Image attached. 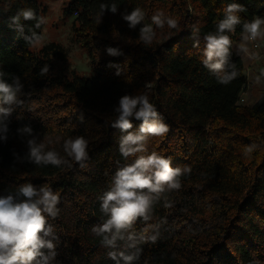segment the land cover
I'll list each match as a JSON object with an SVG mask.
<instances>
[{"label":"trees","instance_id":"1","mask_svg":"<svg viewBox=\"0 0 264 264\" xmlns=\"http://www.w3.org/2000/svg\"><path fill=\"white\" fill-rule=\"evenodd\" d=\"M232 2L247 9L238 13L241 24L235 32L226 33L234 45L242 39L243 22L264 18V0H67L73 38L86 50L93 72L88 77L54 72L52 60H65L63 47L51 42L34 50L23 35L35 22H23V35L12 24L11 17L23 8L41 16L37 0H0V69L8 82L12 76L21 78L25 101L10 117L7 141H0V195L23 183L46 184L60 195V214L49 221L59 236L53 264H115L107 255L112 249L91 229L106 219L99 198L117 167L134 159L124 160L119 153L124 133L111 127L113 109L121 96L145 92L170 131L148 137L146 151L138 155L156 152L170 157L173 167L187 166L191 172L180 178V189L165 192L154 203L151 219H137L132 226L138 237L157 236L154 243L138 245L142 251L134 264H264V86L252 104L239 101L247 77L233 46L231 61L238 75L229 84L218 83L202 63L203 38L216 31ZM102 3H115L118 12H106L97 24ZM136 7L145 12L143 23L150 24L162 10L178 21V28L153 25L156 38L145 45L139 39L141 25L130 29L121 16ZM108 46L120 48L123 55H107ZM46 64L49 72L41 75ZM110 64L119 67V76ZM132 122L135 130L140 121ZM25 125L36 135L84 136L89 141L87 166L80 168L63 153L72 167L23 160L27 138L17 129ZM252 144L259 147L245 155ZM118 245L124 250L123 242Z\"/></svg>","mask_w":264,"mask_h":264},{"label":"clouds","instance_id":"2","mask_svg":"<svg viewBox=\"0 0 264 264\" xmlns=\"http://www.w3.org/2000/svg\"><path fill=\"white\" fill-rule=\"evenodd\" d=\"M223 18L217 23L216 31L204 36L203 65L212 72L217 82L229 84L238 75L235 64L231 61L232 40L226 33H233L236 26L241 24L238 13L245 12L244 5L236 2L229 3L224 8ZM106 12L116 14L118 7L115 3L108 5L102 3L96 16V23L102 22ZM122 19L127 22L130 29L139 28V39L145 45H151L156 38L153 27L163 29H177L178 21L166 16L162 10H157L151 16V23L145 24V12L136 7L131 12L121 13ZM24 21H34V25L25 32ZM11 22L23 35L29 47H39L43 42V35L36 31L46 23V18L37 16L32 8H23L11 17ZM264 39V18L254 17L242 25V43L237 47V54L247 55L246 42ZM197 40L194 47L198 46ZM107 55L117 57L123 55L118 47L108 46ZM117 67L116 75L121 74ZM49 72L46 64L41 70V75ZM261 75H264L262 71ZM6 73L0 69V141H7L10 131V117L17 107H23V83L19 76H12L11 82L5 79ZM259 81V77H257ZM31 111V109H29ZM116 118L111 122V127L124 133L119 140V153L130 163L118 166L112 176L111 183L100 199V211L106 217L102 223L94 225L92 233L101 238V244L109 249V259L115 264H134L139 260L142 249L139 244L155 242L156 235L145 237L137 236L131 231L137 219L148 221L154 203L159 201L167 191L178 190L181 187L180 178L191 172L187 166L173 167L170 157L162 156L156 152L148 155H138L146 151L145 144L150 136L161 137L170 131L155 105L150 102L149 95L125 94L118 100L113 109ZM22 117L17 116V119ZM83 117L81 116V120ZM133 119L140 121L134 129ZM18 135L27 138V154L23 158L35 166H48L60 168L74 161L80 168L87 166L89 159V141L82 135L69 137L63 141L61 156L54 148H49L53 143L50 137L40 139L31 126L25 125L17 129ZM59 137L57 141H59ZM259 145L252 144L246 147L245 155H250ZM17 159H21L15 154ZM60 195L46 185L23 183L15 191L0 195V264H53L57 253L59 236L54 226L49 222L55 220L60 214ZM165 206L171 204L165 199ZM119 242H123L120 250Z\"/></svg>","mask_w":264,"mask_h":264},{"label":"rangeland","instance_id":"3","mask_svg":"<svg viewBox=\"0 0 264 264\" xmlns=\"http://www.w3.org/2000/svg\"><path fill=\"white\" fill-rule=\"evenodd\" d=\"M42 6L41 16L46 18V23L43 24L42 32L44 39L39 47L33 48L34 50L40 49L43 45L54 42L61 45L65 52V60L60 61L53 59V71L64 72L70 75L72 72L78 75L91 77L93 75L92 69L89 65L88 55L86 50L73 38L72 30V16L65 13L67 0H37ZM260 78H263L260 75ZM251 79V78H250ZM253 79V80H252ZM248 83L249 86L245 87L243 91V98L245 104H252L258 97V92L262 88V79L257 81V76L253 75ZM264 83V81H263ZM40 139L46 136L50 137L53 141L49 148H54L57 152L63 153V141L66 137L58 134H38ZM60 138L57 141V138Z\"/></svg>","mask_w":264,"mask_h":264},{"label":"crops","instance_id":"4","mask_svg":"<svg viewBox=\"0 0 264 264\" xmlns=\"http://www.w3.org/2000/svg\"><path fill=\"white\" fill-rule=\"evenodd\" d=\"M257 40H259L261 45H264V39H257ZM241 43H242V39L236 41L233 45V49H234L236 54H237V47ZM246 47L248 48L247 55L244 53H240L237 55H239L242 58L244 66H245V75L247 77V86H249L248 82L253 78V75H254V76L259 77V80L262 79L261 85L263 87L264 86V83H263L264 79L260 78L262 71H264V68L262 66V63L264 61L263 60L264 57L261 55V50L263 47H261L258 51H255L250 47L249 42H246Z\"/></svg>","mask_w":264,"mask_h":264},{"label":"built area","instance_id":"5","mask_svg":"<svg viewBox=\"0 0 264 264\" xmlns=\"http://www.w3.org/2000/svg\"><path fill=\"white\" fill-rule=\"evenodd\" d=\"M249 44H250V47L255 50V51H258L261 47L262 50H261V55L264 57V45H261V43L259 42V40H256V41H248ZM243 93L240 95V102H244V98H243Z\"/></svg>","mask_w":264,"mask_h":264}]
</instances>
